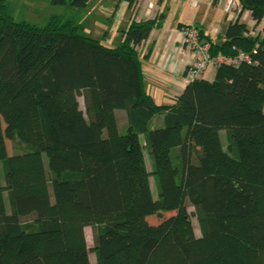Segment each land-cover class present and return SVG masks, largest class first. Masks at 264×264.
<instances>
[{
  "label": "trees",
  "instance_id": "1",
  "mask_svg": "<svg viewBox=\"0 0 264 264\" xmlns=\"http://www.w3.org/2000/svg\"><path fill=\"white\" fill-rule=\"evenodd\" d=\"M239 1L258 26L264 0ZM164 18L132 19L112 47L73 19L16 21L0 3V264H264V36L240 17L217 40L193 25L212 58L253 62L159 104L141 46ZM7 139L26 150L9 154Z\"/></svg>",
  "mask_w": 264,
  "mask_h": 264
},
{
  "label": "crops",
  "instance_id": "2",
  "mask_svg": "<svg viewBox=\"0 0 264 264\" xmlns=\"http://www.w3.org/2000/svg\"><path fill=\"white\" fill-rule=\"evenodd\" d=\"M214 1L135 0L132 6L129 5L128 1L124 2L130 12V16H127L125 20L127 27L132 19L137 21L152 19L161 14L165 17L162 27L153 29L149 38L141 46L143 54L148 51L150 46L153 47L150 57L144 59V72L146 89L157 103L173 104L175 99L190 83L187 78V69L190 62H192L193 56L191 51L184 47V35L181 31V24L202 27L206 34L214 40H217L225 32L231 21H235L239 17L249 27L255 25L250 11H242L239 0H234L238 4L230 11L225 9L227 0H219L217 3ZM150 3L153 4L152 7H150ZM116 4L119 5V2ZM216 10L221 13V16L216 14ZM263 25L264 19L256 27L260 29ZM211 68L215 69V79L216 66H210L200 78L213 81L214 79H210L207 76V71ZM116 113L120 126L119 113H124L126 119V112L117 110ZM161 121L162 116H159L155 119L154 124L160 125ZM0 169H2L1 164Z\"/></svg>",
  "mask_w": 264,
  "mask_h": 264
},
{
  "label": "rangeland",
  "instance_id": "3",
  "mask_svg": "<svg viewBox=\"0 0 264 264\" xmlns=\"http://www.w3.org/2000/svg\"><path fill=\"white\" fill-rule=\"evenodd\" d=\"M1 2L4 3L7 7V12L13 16L16 21L27 20L32 23L44 25L55 15L60 16L63 19H73L75 22L83 24L84 34L97 37L101 39L104 44L112 47L120 44L122 40V30L127 27L125 20L127 16H130L129 9L126 6V3H124L127 2V0H90L88 6L82 9L73 8L69 5H54L51 3V0H0V3ZM117 2H119V5L116 4ZM237 4V2L235 5L232 4L231 8L234 9ZM216 14L221 16V13L218 10H216ZM250 28L252 34H261V36H264V25L260 27V29L254 25ZM192 56L193 62L195 55L192 53ZM214 73L215 69L211 68L207 71V76L210 79H214ZM79 102L82 110L85 112L86 106L83 96H79ZM119 117L120 126L122 127L121 131L124 132L126 131V127L124 128L126 123L124 113H119ZM221 137L224 147L228 148L229 144L225 130L221 131ZM7 148L9 154L22 153L26 150L23 145L10 139H7ZM44 161L46 167H48V159L46 155L44 156ZM147 163L148 167L151 168V161L149 158H147ZM1 175L4 177L3 169H1ZM151 183L154 195L157 196L158 189L154 177H151ZM187 205L189 212L191 213L195 233L197 236H200L201 230L194 214V206L191 205L189 200H187ZM7 207L9 208L8 202ZM29 219H31V217L25 218V220ZM151 221L155 222L156 220L152 219ZM95 229L96 227L94 226H87L85 228L87 244L91 248L90 258L93 262L96 261V253L93 251L95 244Z\"/></svg>",
  "mask_w": 264,
  "mask_h": 264
},
{
  "label": "built area",
  "instance_id": "4",
  "mask_svg": "<svg viewBox=\"0 0 264 264\" xmlns=\"http://www.w3.org/2000/svg\"><path fill=\"white\" fill-rule=\"evenodd\" d=\"M232 4L235 5L236 2L234 0H227L225 9L227 11L232 10ZM149 5L150 7L153 6L152 3ZM181 31L184 35L183 44L185 48L195 55L194 61L191 62L187 69V78L190 82L201 77L204 71H206L212 65L218 67L222 63L237 65L242 61L248 63L253 62L252 56L242 50H239L238 55L234 58L224 55H219L216 58H212L210 54V44L208 42L202 41L199 28L191 25L181 28Z\"/></svg>",
  "mask_w": 264,
  "mask_h": 264
}]
</instances>
